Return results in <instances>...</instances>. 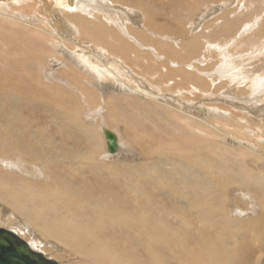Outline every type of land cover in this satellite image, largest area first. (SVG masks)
Returning a JSON list of instances; mask_svg holds the SVG:
<instances>
[{"label": "bare ground", "instance_id": "obj_1", "mask_svg": "<svg viewBox=\"0 0 264 264\" xmlns=\"http://www.w3.org/2000/svg\"><path fill=\"white\" fill-rule=\"evenodd\" d=\"M168 1L0 0V228L47 259L264 264V87L227 65L264 0Z\"/></svg>", "mask_w": 264, "mask_h": 264}, {"label": "rangeland", "instance_id": "obj_2", "mask_svg": "<svg viewBox=\"0 0 264 264\" xmlns=\"http://www.w3.org/2000/svg\"><path fill=\"white\" fill-rule=\"evenodd\" d=\"M131 1L132 0H104V2H105V7L107 6V9H111V12L116 16V17H120V18H122V20H123V22L124 21H126V20H124V15H123V13L126 11H121V9L120 8H122V7H125V8H129V9H132V8H130V7H128L127 5H129L130 3H131ZM158 1H161V0H158ZM164 1V3H168L169 1L168 0H163ZM235 3H237V0H218V2H214L212 5L213 6H211V11L213 10L214 12H213V14L210 16V17H212V16H214L215 14H216V12L218 13V12H221L222 10H228V9H230V8H232V7H234L235 6ZM231 5V7H230V5ZM233 4V5H232ZM117 5H119V6H121V7H119V6H117ZM117 7V8H119V9H115V7ZM214 8V9H213ZM217 9V10H216ZM120 12V13H119ZM130 12V11H129ZM131 13V12H130ZM123 16V17H122ZM111 17V16H110ZM112 17H114V16H112ZM111 19H113V18H111ZM118 20H119V18H118ZM141 26V25H140ZM241 34L242 33H240L239 34V36H238V38H241ZM237 39V38H236ZM230 43H232V41L230 42ZM263 44V45H262ZM260 45H262V47L260 46ZM228 46H230V45H228ZM241 48H240V47ZM244 46V47H243ZM243 46L240 44V45H233V48L230 46V48H229V56L231 57H229L230 58V60L232 61L231 63L230 62H228L227 63V65H229V66H232V67H234L233 65L235 64V63H233V57H235V58H237V59H239L240 61H242V63H245V66H247L248 65V67H247V71H244L243 72V67H239V68H236L235 70H238L239 72H241L243 75H244V77H246L245 78V80H243V81H246V79H249V80H247V83L248 84H250V82L251 81H253V80H256L257 81V79H261L262 80V82H263V84H261V85H263V87H264V42H262V43H259L258 45H249V46H247L246 44L244 45L243 44ZM246 46V47H245ZM254 47V48H253ZM260 47H261V49H260ZM237 48V49H236ZM252 48V49H251ZM236 50V51H235ZM238 50V51H237ZM240 50V51H239ZM257 50V51H256ZM262 50H263V52H262ZM218 51H220L221 52V50H219L218 49ZM242 51H243V53H242ZM218 52V55H220L221 57H223V58H220V59H218V61H219V63H221L223 60L226 62V61H228L227 60V58H224L226 55L223 53V52ZM233 52V53H232ZM247 52V53H246ZM238 53V54H237ZM244 53H246V54H244ZM238 57H237V56ZM254 56H256V58H253ZM245 57V58H244ZM252 57V58H251ZM252 59H253V61H252ZM262 60V61H261ZM219 63L217 62L216 64L217 65H219ZM235 65H237V66H240V65H238V64H235ZM257 68H256V67ZM261 66V67H260ZM214 68L215 67H217V66H213ZM251 67V69H249ZM240 69V70H239ZM241 69H242V71H241ZM249 70V71H248ZM258 71H261V72H258ZM249 72V73H248ZM255 72V73H254ZM246 73V74H245ZM262 74V75H261ZM248 75V76H247ZM252 75H254V78H253V76ZM52 76H55V74H53ZM56 77V76H55ZM92 76H90V78H91ZM219 80L220 81H222L223 83V85H222V87H221V91L222 90H226L227 88H231L232 89V93H233V79L231 80V79H227V78H225V75L224 74H219ZM258 77H260V78H258ZM57 79V78H56ZM92 79V78H91ZM93 80V79H92ZM260 80V81H261ZM230 83V84H229ZM103 86V85H102ZM96 87V86H95ZM97 89H98V91H100L103 95H108V94H111V92L113 91V89L112 88H110L109 87V84L108 85H106V86H103V88L100 86L99 88L98 87H96ZM101 89L103 90V91H101ZM111 91V92H110ZM104 92V93H103ZM259 95H258V93H256V95H255V97H253L252 99H251V101L254 99L257 103L255 104V101H252V103L251 104H249L248 106L250 107V108H253V109H255V110H257V108H264V91H259ZM244 95V96H243ZM258 95V96H257ZM237 96H239V97H246V94H238ZM261 96V97H260ZM258 100V101H257ZM225 105V104H224ZM104 112L103 111H101L100 112V114H96V113H92V115L90 114L89 115V118H88V120H89V122H90V124H92L93 125V123L92 122H94V125L97 127L98 126V128H101L100 126H103V125H107V122H106V118H105V114H103ZM94 114H96V115H94ZM94 115V116H93ZM100 117H99V116ZM95 116H97L96 118H95ZM252 116V115H251ZM103 118V119H102ZM254 118V117H253ZM102 119V120H101ZM93 120V121H92ZM100 120V121H99ZM100 122V123H99ZM104 123H106V124H104ZM100 124V125H99ZM103 124V125H102ZM110 129V128H109ZM113 129H115V130H113ZM113 129H111L113 132L115 131L116 133H118V135L114 132V134H116L117 136H118V138L120 139V141L122 142V141H125L126 140V135L123 133L122 134V128H121V132H120V128H118V127H113ZM117 129H118V132H117ZM100 132H101V130H100ZM120 132V133H119ZM246 134L247 133H249V132H247L246 130L244 131ZM102 135H103V133H102ZM122 135V136H121ZM122 137V138H121ZM124 137V138H123ZM120 156H122V155H120ZM148 157V156H147ZM146 157V158H147ZM133 159L132 158H130V161H132ZM160 193H163V191L162 190H160ZM181 204V203H180ZM180 206V205H179ZM11 227H10V229H15L16 231H19V228L18 227H15V226H13V225H10ZM8 227V226H7ZM25 236V235H24ZM263 240V239H262ZM251 245H252V243H250ZM254 246H257V245H254ZM37 247H40V246H37ZM42 250H47L46 248H44L43 247V249ZM48 251V250H47ZM63 262L65 263L66 261L65 260H63Z\"/></svg>", "mask_w": 264, "mask_h": 264}, {"label": "water", "instance_id": "obj_3", "mask_svg": "<svg viewBox=\"0 0 264 264\" xmlns=\"http://www.w3.org/2000/svg\"><path fill=\"white\" fill-rule=\"evenodd\" d=\"M104 136L107 151L114 153L117 149L116 136L105 129ZM0 264H59L47 259L41 252L32 250L27 243L8 229L0 228Z\"/></svg>", "mask_w": 264, "mask_h": 264}]
</instances>
